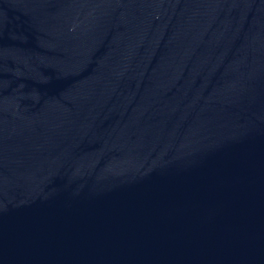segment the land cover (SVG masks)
Returning a JSON list of instances; mask_svg holds the SVG:
<instances>
[{"label":"water","instance_id":"water-1","mask_svg":"<svg viewBox=\"0 0 264 264\" xmlns=\"http://www.w3.org/2000/svg\"><path fill=\"white\" fill-rule=\"evenodd\" d=\"M0 264H264V0H0Z\"/></svg>","mask_w":264,"mask_h":264}]
</instances>
